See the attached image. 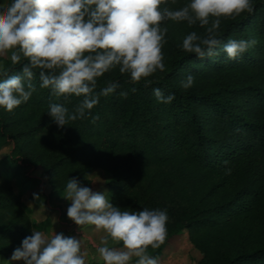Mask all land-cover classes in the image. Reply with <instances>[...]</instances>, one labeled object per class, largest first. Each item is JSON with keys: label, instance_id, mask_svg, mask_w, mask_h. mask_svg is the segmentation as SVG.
<instances>
[{"label": "trees", "instance_id": "16d2710c", "mask_svg": "<svg viewBox=\"0 0 264 264\" xmlns=\"http://www.w3.org/2000/svg\"><path fill=\"white\" fill-rule=\"evenodd\" d=\"M165 26V70L146 78L149 84H133L118 69L106 73L97 91L105 81L120 87L102 96L86 118L58 128L48 106L63 103L71 112L82 97L57 98L39 88L38 75L28 102L11 112L0 108V150L11 144L0 158L1 256L32 234L22 197L41 180L30 169H41L49 195L64 192L69 178L82 184L90 171L101 169L110 174L105 186L114 206L167 209V237L148 249L150 256L158 258L185 231L201 253L199 264H264V0H254L252 13L221 18L214 57L200 59L180 47L189 32L205 34L204 27ZM229 39L256 43L229 59L221 50ZM4 63L8 75L20 71L6 58ZM189 74L195 82L184 89L181 81ZM155 88L174 99L158 102ZM124 91L127 97L120 95Z\"/></svg>", "mask_w": 264, "mask_h": 264}, {"label": "clouds", "instance_id": "9594fccd", "mask_svg": "<svg viewBox=\"0 0 264 264\" xmlns=\"http://www.w3.org/2000/svg\"><path fill=\"white\" fill-rule=\"evenodd\" d=\"M4 0L0 6V108L11 112L28 102L39 88L50 89L59 98L82 97L74 111L63 103H51L47 114L58 128L91 115L100 98L120 87L115 80H98L113 70L126 74L136 84L165 70L166 21L199 24L205 34L189 32L180 47L197 58L219 55L221 18H235L254 11V0ZM255 40L229 39L221 50L235 59L254 46ZM5 58L20 71L8 75ZM191 74L181 81L191 88ZM131 92L135 93L133 87ZM153 94L160 103H171L174 95L159 88ZM127 97L128 92L120 93ZM99 119L93 116V120ZM226 163V162H225ZM230 173L231 169H226ZM63 198L70 201L66 215L77 226H94L103 235L93 247L103 264H160L148 254L167 237V209L122 210L107 192L93 190L69 178ZM120 244L110 246L109 242ZM85 264L81 239L63 233L32 231L0 264Z\"/></svg>", "mask_w": 264, "mask_h": 264}, {"label": "crops", "instance_id": "0c3cea01", "mask_svg": "<svg viewBox=\"0 0 264 264\" xmlns=\"http://www.w3.org/2000/svg\"><path fill=\"white\" fill-rule=\"evenodd\" d=\"M109 179V173L101 169H94L86 175L82 184L89 186L96 191L107 192L109 195V191L105 186V182ZM40 180L41 181L37 186L27 190L22 197L23 207L30 215L33 231H45L48 233L54 231V233H63L61 226H65L64 228L67 233L70 232L72 237L81 239L83 251L85 253V264H103L102 259L99 257V254L96 252L92 243L95 241L98 244L103 233L96 231L94 226H77L74 222H72L66 215L67 207L70 205V201H66L64 198L55 197L56 193L49 195L50 189L48 190L45 187L46 180ZM83 227L85 228L84 230ZM179 236L180 234L170 239L161 255L158 257L160 264H179V261L182 262L186 259L181 254ZM109 244L110 246H114L112 242H109ZM191 246L193 247L192 244ZM89 248H92L94 253L90 252ZM171 252L176 253V256H171ZM196 252L198 254L197 263L199 264L201 253L198 250ZM10 257L11 255L5 259L7 260ZM13 264H23V261H15Z\"/></svg>", "mask_w": 264, "mask_h": 264}, {"label": "rangeland", "instance_id": "374dc122", "mask_svg": "<svg viewBox=\"0 0 264 264\" xmlns=\"http://www.w3.org/2000/svg\"><path fill=\"white\" fill-rule=\"evenodd\" d=\"M10 147H11V144L9 143V144H7V145H5V146H3L1 148V150H0V158L3 157L4 155H6L9 152ZM90 172H92V171H90ZM29 173L31 175L40 177V179H42V180L45 179V177H44L43 172L41 171V169H36V170L30 169L29 170ZM45 187L48 190L50 189L49 186H48V184H46V182H45ZM107 190L109 191V189H107ZM111 192L112 191L110 190L109 193H111ZM63 195H64V192H59V193H56L55 194V197H57V198H63ZM64 227L65 226H61V229H62V232H63L64 236H66V237H72V234L70 232L67 233ZM84 229L85 228L83 227V230ZM185 233L186 232L181 233L180 236L178 237L179 238V246L181 248V254L186 258L182 262L179 261V264H198L197 263L198 262V260H197L198 254L196 252L197 250L195 251V249L191 246V244L187 240V234H185ZM90 252L94 253L92 248L90 249ZM171 253H172L171 256L172 255L173 256L174 255L176 256V253H173V252H171ZM5 258L6 257H3V256L0 255V260H6ZM7 260H9V259H7ZM4 264H6V262H4Z\"/></svg>", "mask_w": 264, "mask_h": 264}]
</instances>
